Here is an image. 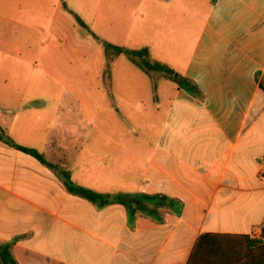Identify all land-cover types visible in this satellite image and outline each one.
I'll return each mask as SVG.
<instances>
[{
	"label": "crops",
	"instance_id": "1",
	"mask_svg": "<svg viewBox=\"0 0 264 264\" xmlns=\"http://www.w3.org/2000/svg\"><path fill=\"white\" fill-rule=\"evenodd\" d=\"M12 1L18 0H1V8ZM107 1L112 9H124L113 12V45L130 38L137 26L145 32L158 20L177 32H197L187 63L177 69L201 95H191L172 81L174 96L157 109L158 139L113 142L110 170L98 167L97 158H83L85 144L78 138L82 148L66 160L95 162L82 174L78 163L60 169L51 162L53 154L40 152L55 167L50 168L15 146L35 149L23 137L34 135L33 124L0 120V242L13 244L19 264H189L205 234L260 238L264 0ZM167 15L173 18L170 24ZM67 30L70 45L81 50L86 41L76 40L72 28ZM178 47L182 49L183 42ZM21 49L0 38L4 115L20 112L6 105L20 103L22 89H17L16 79L21 76L26 87L38 79V54ZM62 170L70 172L75 185L111 195V202L101 205L71 193L59 177ZM119 195H144V203H134L136 211L131 212L114 201Z\"/></svg>",
	"mask_w": 264,
	"mask_h": 264
},
{
	"label": "rangeland",
	"instance_id": "2",
	"mask_svg": "<svg viewBox=\"0 0 264 264\" xmlns=\"http://www.w3.org/2000/svg\"><path fill=\"white\" fill-rule=\"evenodd\" d=\"M109 5L107 0H54V4L52 0H18L1 8L0 0V38L22 47L25 53L38 54L39 70L38 79L28 87L21 76L16 79L23 96L19 104L10 101L6 105L20 112L0 113V120L23 127L33 124L34 135L23 136L29 139L27 145L47 156L53 154L55 160L51 162L60 169L78 163L80 174L95 162L66 160L82 148L78 138L85 144L83 158H97L98 167L102 164L110 170L113 142L158 139L161 114L157 109L167 106L175 93L174 83L164 75L150 74L126 55H107L105 44L114 43L113 12L124 11ZM166 21L170 24L173 18L167 15ZM156 23L145 32L137 26L130 38L117 45L131 50L148 48L153 60L181 73L178 65L187 63L197 32L185 34L174 26L163 27L159 20ZM66 27L75 31L76 40L86 41L81 50L70 45ZM25 42L31 48L27 49ZM181 42L182 49L178 47ZM114 104L122 109L117 111Z\"/></svg>",
	"mask_w": 264,
	"mask_h": 264
},
{
	"label": "trees",
	"instance_id": "3",
	"mask_svg": "<svg viewBox=\"0 0 264 264\" xmlns=\"http://www.w3.org/2000/svg\"><path fill=\"white\" fill-rule=\"evenodd\" d=\"M78 20L84 24L81 19L78 18ZM105 48L108 56L117 58L120 55H126L131 61L135 62L150 74H162L177 83L180 87H183L191 95H201L197 85L193 81L176 74V71L169 65L153 60L148 48L131 50L110 43L105 44ZM0 137L4 138L1 129ZM15 146L37 157L50 168H55L37 150L20 145ZM59 177L64 181L67 189L73 194L79 195L94 203H100L101 205H107L111 202L112 196L109 194H102L92 189L75 185L71 180L69 171L62 170L59 172ZM143 198H145L144 195H119L116 198L114 197V201L124 204L131 209V212H135L136 209L133 204H143ZM137 208H140V206ZM12 245V243L0 242V264H19L13 255ZM189 264H264V226L261 228L260 238H251L247 235L218 234H205L201 236Z\"/></svg>",
	"mask_w": 264,
	"mask_h": 264
}]
</instances>
